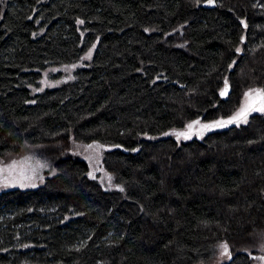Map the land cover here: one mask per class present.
<instances>
[{
    "label": "trees",
    "instance_id": "16d2710c",
    "mask_svg": "<svg viewBox=\"0 0 264 264\" xmlns=\"http://www.w3.org/2000/svg\"><path fill=\"white\" fill-rule=\"evenodd\" d=\"M206 1L0 0V163L48 166L0 191V264H211L220 244L221 264H264V113L180 146L160 136L264 89V0ZM179 26L191 54L171 47ZM57 67L72 79L42 88ZM95 143L113 190L74 152Z\"/></svg>",
    "mask_w": 264,
    "mask_h": 264
},
{
    "label": "rangeland",
    "instance_id": "374dc122",
    "mask_svg": "<svg viewBox=\"0 0 264 264\" xmlns=\"http://www.w3.org/2000/svg\"><path fill=\"white\" fill-rule=\"evenodd\" d=\"M169 38H172V46L171 47H173L174 49H178L184 53L191 54L190 48H189V40H188L187 35H186V28H184L182 26L177 27L172 32V34ZM93 52H94L93 50H90L86 54V56H88L89 53H91V56H92ZM55 69L56 70H51L50 73L46 75V77L43 80V84L41 83L43 86L42 88L46 89V88H48V86L50 87V85H52V83L50 82L52 80L51 75L55 74L56 72L62 73V76L59 79L52 81L53 83H55L53 87H57L60 84H62L63 82H66V81H69L72 79L71 73H72L73 69H67L64 67H57ZM64 72L67 75V77L64 74ZM44 89H42L41 91H43ZM252 90H254V89H252ZM249 91H251V90H249ZM249 91H247L246 93H248ZM37 92H40V91H37ZM245 105H246V99H245V95H244V97L242 98V101H241V105H240L239 109L237 110V112H239L242 108H244ZM252 113H264V111H250L247 115V120H248L249 115ZM233 116H231V117H233ZM231 117L226 118V119H217V120L211 121V120H206L203 116H199V117L195 118L194 120L189 121L183 127L167 130V131L161 133L160 136L172 138L177 143V145H179V146L184 144V143H188V142H191L194 140L202 141L209 134H211L213 132L225 130V129L232 127V126H240L242 124H245V122L241 121L239 124L232 123V124H228L224 127L214 128L212 130L205 131L202 136L194 133L190 139L180 138L178 140L175 135H171L170 133L186 131L187 125L196 121V120H199L201 124H211V123H214L217 121H227V120L231 119ZM197 127H199V126H197ZM166 133H168V134L166 135ZM90 145H92V146L98 145L99 147L90 148L89 147ZM90 145L76 144L75 148H74V152H75V154H77L79 157H81L82 159H84L86 161V163L89 167V177L92 180L93 179L96 180L98 182V184L101 185L102 188H104L106 190H113V188H115V186L117 187L118 184L114 183L113 175L108 173L102 165L105 147H103L99 144H96V143L90 144ZM12 165H16V168L14 170L11 169ZM47 168H48V166L45 162L41 161L39 158H36L33 156H28V155L13 158L12 160L8 161L6 164L0 163V169L5 170V171H0V191L6 190V189H9L12 187H17V188H22V189L33 188V186H31V185L34 184L36 186L39 182H41L44 179V175L42 176V174L44 173V171L47 170ZM22 170L25 172L26 175L34 176V179H32V180H20L19 173ZM109 177H111L110 181L108 179ZM21 183H23L26 186L21 187ZM221 245H224V244H220L217 246L216 254H215L211 264H221V263H224V262L229 260L230 255H224L223 254V248L221 247ZM251 246L258 248V251L260 253L264 254V235L262 234L261 237H257V240L253 241V245H251ZM228 251H229V248H228ZM229 253H230V251H229Z\"/></svg>",
    "mask_w": 264,
    "mask_h": 264
},
{
    "label": "snow or ice",
    "instance_id": "6c2138e0",
    "mask_svg": "<svg viewBox=\"0 0 264 264\" xmlns=\"http://www.w3.org/2000/svg\"><path fill=\"white\" fill-rule=\"evenodd\" d=\"M209 4L214 3V0H208ZM83 23V21H81ZM246 26V25H245ZM239 51V50H238ZM91 53L88 54V56L85 57V59H90ZM227 92V82H225V89L221 92V95H225ZM246 99V105L244 108H242L239 112H237L231 119L227 121H217L211 124H201L199 120H196L190 124L187 125L186 131L183 132H173L170 133L171 135H175L176 138L179 140L180 138L183 139H190L191 136L195 133L197 135L202 136L205 131L212 130L214 128L218 127H224L228 124L236 123L239 124L241 121L247 122V115L250 111H264V89H254L249 91L245 94ZM199 126V127H197ZM168 133H166L167 135ZM92 147H99L97 146H89ZM16 168V165H12L11 169L14 170ZM0 171H5L4 169H0ZM20 180H32L34 179V176L26 175L25 172L22 170L19 173ZM109 181L111 180V177L108 178ZM23 183H21V187H24ZM31 186H35L34 184ZM122 190V189H121ZM223 248V254L224 255H230L228 251L227 244L221 245Z\"/></svg>",
    "mask_w": 264,
    "mask_h": 264
},
{
    "label": "water",
    "instance_id": "95a60500",
    "mask_svg": "<svg viewBox=\"0 0 264 264\" xmlns=\"http://www.w3.org/2000/svg\"><path fill=\"white\" fill-rule=\"evenodd\" d=\"M203 7H204V8H208V9H214V8L217 7V2L214 0V3L209 4L208 1H206V2L203 4ZM224 89H225V86L222 88V90L220 91V94H219V95H220V97H221L222 99L226 100V99L228 98V96L231 94V88H230V86L228 85V83H227V92H226V94H225V95H221V92L224 91Z\"/></svg>",
    "mask_w": 264,
    "mask_h": 264
}]
</instances>
